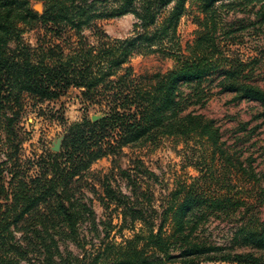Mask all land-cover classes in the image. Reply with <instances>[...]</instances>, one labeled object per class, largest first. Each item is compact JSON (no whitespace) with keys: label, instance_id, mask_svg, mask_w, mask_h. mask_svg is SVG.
Here are the masks:
<instances>
[{"label":"trees","instance_id":"trees-1","mask_svg":"<svg viewBox=\"0 0 264 264\" xmlns=\"http://www.w3.org/2000/svg\"><path fill=\"white\" fill-rule=\"evenodd\" d=\"M38 1L43 14L31 0H0V264H264V174L239 147L250 136L229 143L218 122L196 109L228 93L259 103L257 117L264 119V87L255 77L264 49L247 62L229 56L220 36L234 32L218 14L219 8L248 11L249 26L264 32V0H193L203 18L184 51L176 35L189 0ZM126 15L135 17V35L110 41L98 23ZM39 29L36 45L25 43ZM86 29L99 36L98 45L84 37ZM157 52L175 67L137 79L130 61ZM71 89H80L103 117L69 124L61 116L69 124L61 151L22 159L18 120L30 104L58 102ZM164 138L197 155L200 175L179 183L158 207L138 184L151 173L141 160L134 162L136 175L118 170L131 195L104 177L102 200L120 210V229L141 228L121 243L108 232L102 237L86 175L106 157L157 147Z\"/></svg>","mask_w":264,"mask_h":264},{"label":"rangeland","instance_id":"rangeland-1","mask_svg":"<svg viewBox=\"0 0 264 264\" xmlns=\"http://www.w3.org/2000/svg\"><path fill=\"white\" fill-rule=\"evenodd\" d=\"M31 4L33 9L36 5L41 4L44 12V2L31 0ZM199 6L200 4L193 0L186 3V12L179 22L176 35L178 46L182 51L186 50L187 46L196 38L199 30L197 18H203ZM171 8L172 6L167 9V12ZM218 14L220 15L222 27L227 31L234 32L228 38L220 36L223 41L221 46H225L226 50H230L228 51L229 56L238 57L246 62L254 58H260L259 53L264 49V32H255V26H249L250 20L253 18L251 13L241 11L240 8L232 11L219 8ZM135 22L133 15H126L121 18L100 21L98 25L109 40L114 42L133 37L136 33L134 29ZM240 24H243L246 28L238 29ZM41 34H44L42 29L29 32L23 40L25 43L34 46ZM83 35L91 44L98 45L100 42L99 36H96L92 29H86ZM128 67L137 79L140 77L146 79L158 73H166L172 70L175 67V61L172 57L157 52L150 56L134 57ZM260 68L255 77L264 87V59ZM213 92H218V90L214 89ZM233 98L234 95L232 94L216 93L210 98L205 107L196 109L218 122L222 128L224 138L228 139L229 143L235 142L236 137L241 138L244 134L249 135L250 138L240 141L239 144V147L243 150V159L251 156L256 171L264 174V119L257 117L263 111V108L257 102L235 101ZM37 108L35 109L30 104L27 111L18 120L19 124L17 122V125H15L17 128L15 131H18L19 138L23 141L22 159L32 157L35 154H42L47 150L55 152L53 148L59 142L62 148L69 124L81 121L85 117H90L92 121H94V117H97V120L103 117L102 112L99 111L100 108L88 106V103L84 102L80 89H71L58 102ZM61 116L69 124L64 125L61 122ZM243 125L246 127V133L240 130L244 127ZM194 147L196 153L198 147ZM202 149L204 148L202 147ZM3 154L1 153V160L5 159ZM196 159L197 155H194L192 150L184 147V144L179 143L177 139L164 138L158 143L157 147L148 145L145 148L125 149L119 156L106 157L95 163L85 177L88 184L85 192L95 210L101 236L104 237L108 232L110 235L109 240L115 239L121 243L124 239L133 237L141 228L140 225H137V229L133 230L132 225H127L124 229H120L122 226L120 210L112 204L107 205L102 200L104 199V191L100 187V182L102 183L105 180L104 177H107V181L115 190L120 189L124 194L131 195V186L128 185L126 178L121 176L118 170H128L131 174L136 175L134 170L136 164L134 162L141 160L145 168L151 173L141 174L138 177V184L151 197L152 204L158 207L179 183L186 182L190 185L193 178L200 175L195 164ZM94 188L95 190H93ZM94 235L92 234L90 237ZM98 242L99 239H96L95 243L98 244ZM70 248L76 253L80 252L72 245Z\"/></svg>","mask_w":264,"mask_h":264},{"label":"water","instance_id":"water-1","mask_svg":"<svg viewBox=\"0 0 264 264\" xmlns=\"http://www.w3.org/2000/svg\"><path fill=\"white\" fill-rule=\"evenodd\" d=\"M34 10H36L37 12H39V13H43V11H42V5L41 4H38V5H36L35 7H34ZM98 118L97 117H94V121H96ZM54 151L55 152H60V150H61V143L59 142V143H57L55 146H54Z\"/></svg>","mask_w":264,"mask_h":264}]
</instances>
